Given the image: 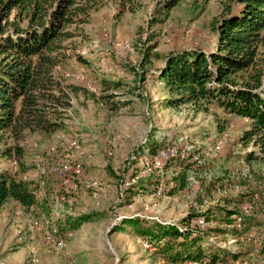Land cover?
I'll use <instances>...</instances> for the list:
<instances>
[{"label": "rangeland", "instance_id": "rangeland-1", "mask_svg": "<svg viewBox=\"0 0 264 264\" xmlns=\"http://www.w3.org/2000/svg\"><path fill=\"white\" fill-rule=\"evenodd\" d=\"M164 1L106 0L54 68L58 99L46 118L55 130L21 118L16 131L0 132V176L32 182L39 200L29 211L12 200L0 209V264H198L174 260L183 238L154 235L210 206L216 222L193 237L206 253L200 264L215 256V264H264V166L245 160L257 148L240 141L251 121L216 105L172 108L158 77L171 54L215 51L213 25L231 0H183L171 11ZM215 144L217 156H198ZM75 164L78 180L58 177L56 168ZM178 176L187 186L174 191ZM86 180L101 186L87 189ZM47 231L73 235L58 251Z\"/></svg>", "mask_w": 264, "mask_h": 264}, {"label": "trees", "instance_id": "trees-1", "mask_svg": "<svg viewBox=\"0 0 264 264\" xmlns=\"http://www.w3.org/2000/svg\"><path fill=\"white\" fill-rule=\"evenodd\" d=\"M182 1L165 0L164 7L171 11ZM105 2L0 0V132L16 131L21 118L35 131L55 130V124L46 118L49 101L58 99L52 92L54 68L62 61L64 43L73 39L77 29ZM213 28L218 34L215 51L190 50L166 58L158 77L171 93L167 104L196 110L216 105L250 120L240 141L257 150L249 151L245 160L264 166V0H231ZM181 178H174V191L186 188ZM10 200L26 211L39 204L32 182L5 173L0 176V209ZM215 209L210 206L201 215H188L182 228L157 226L154 238H183L172 255L174 260L200 264L206 253L199 236L193 238L200 229H191V221L202 217L207 223L216 222ZM223 217L230 225L233 214L224 213ZM172 248L164 251L170 254ZM215 257L211 258L213 264L218 261Z\"/></svg>", "mask_w": 264, "mask_h": 264}, {"label": "built area", "instance_id": "built-area-1", "mask_svg": "<svg viewBox=\"0 0 264 264\" xmlns=\"http://www.w3.org/2000/svg\"><path fill=\"white\" fill-rule=\"evenodd\" d=\"M66 143H70L68 140H66ZM219 145L215 144L213 146H210L208 148H206V150H204L203 152H198V156H201L203 153L206 156H217L218 152H219ZM158 157H161V154L158 155ZM56 173L58 175V177L63 180L64 182L68 183V182H73V179H79L82 173V167L80 164H75V165H61L59 168H56ZM249 178V177H248ZM84 186L87 189L90 190H98L99 187L101 186V184L98 181L95 180H86L84 181ZM241 186L240 184H237L235 182H232V190L239 193L241 191ZM223 193H227V189L223 190ZM214 198H217L215 195L213 196ZM197 202H194L193 204V208L195 211L200 212L201 209L207 207V205H209V201H205L204 204L198 206V204H196ZM21 213V212H18ZM193 223L197 224V227L200 230H204L205 229V225H212L213 222L207 223L202 217L197 218L195 220L191 221V224L193 225ZM38 223L35 221L34 225H37ZM72 232L68 231L65 234H63L62 236H58L57 235V231H47L44 234V241L47 245H51L54 246L58 251H62L65 249L66 247V240L70 237H72ZM148 247V245H147ZM1 264H7V263H1Z\"/></svg>", "mask_w": 264, "mask_h": 264}]
</instances>
